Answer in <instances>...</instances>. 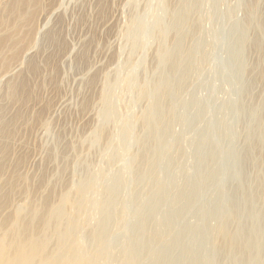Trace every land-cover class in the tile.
Segmentation results:
<instances>
[{"label": "rangeland", "instance_id": "374dc122", "mask_svg": "<svg viewBox=\"0 0 264 264\" xmlns=\"http://www.w3.org/2000/svg\"><path fill=\"white\" fill-rule=\"evenodd\" d=\"M251 1L42 0L29 48L0 73L4 172L34 194L87 189L94 226L74 236L107 264H264V0L254 17ZM18 75L27 103L7 98ZM23 200L18 187L0 215ZM221 226L256 255L221 250Z\"/></svg>", "mask_w": 264, "mask_h": 264}, {"label": "bare ground", "instance_id": "6f19581e", "mask_svg": "<svg viewBox=\"0 0 264 264\" xmlns=\"http://www.w3.org/2000/svg\"><path fill=\"white\" fill-rule=\"evenodd\" d=\"M41 1L42 0H7V1L0 0V73L2 75L3 73L5 75V73L9 71L10 67H12L13 63L18 61V55L20 54V52H22L23 50H26L25 48L30 45L29 35L31 33V28H32L31 25L33 24L32 22L34 21L35 15H37V13H39V11L42 10L41 8L43 5ZM259 1L261 0H252L251 3L248 5L249 7H248L247 14L249 17H254L258 13ZM260 34H261L260 39L264 41V31L261 32ZM59 48H61V45H59ZM38 70H39V67L37 66V63L35 64L34 61L29 62V65L27 67V71L29 73L34 74ZM23 76L24 77H22V75L21 76L18 75V77L13 78L14 80L8 82L7 98H9L10 101L14 99V102L15 101L17 102L18 100L19 102L25 101V103H27L26 101L30 100V98L34 96V93L31 91L32 88L28 87L29 83H28V80L26 79L28 76L26 75H23ZM19 98L21 100H19ZM23 98H25L24 101H23ZM101 98L102 100H105L104 95H102ZM153 108H154V105H153ZM155 108H158V106ZM19 115L20 114L17 113L12 118L13 121L18 119ZM7 130L11 132L10 126L9 127L7 126L5 128L3 127L0 130L3 136L2 138L4 140H8L6 138L10 137L8 136L10 135L9 132L8 134L6 133ZM6 151L7 150L5 147H0V156L5 157ZM14 168L15 169H13L11 172L9 171L10 174L7 172L9 174L8 175L6 174V171L4 172L3 164L1 165L0 163V181H3L4 185L7 187V190H6L7 195L3 196V198L0 199V209L2 207L1 206L2 202L4 203L5 201V198L13 194L15 190L18 189V187L21 188V193L24 197V200H23L24 203H21L20 207L19 206L17 208L14 207L16 208V210L12 212L13 214L11 213L12 215L10 214L9 217L6 216L3 218L0 215L2 217L0 218V264H107L109 263L106 260H104L107 257L106 255H103L104 251L102 252L100 248L97 250L92 249L93 251L91 250L86 251L82 249L83 244L81 245V243L83 241L82 242L79 241V240H82V238L77 240L78 237L76 238L74 236L76 235L75 232H77V230L83 231L84 227L90 228V226L92 225L94 226V223L93 224L91 223L93 220V218L91 217V213L93 212L92 206L94 204L90 206V204H88L85 200V198H87V194L84 196V194L86 193L85 191L87 189L81 190L82 192L81 191L78 192L79 190H74L76 192L75 194L73 193V196L76 195L75 197H77V199L80 201L79 202L80 204H78L79 207H76L77 204L75 206L73 205L74 201L71 200L73 199V196L72 198L70 197L69 192L67 190L68 186L66 190H62L61 192L59 191L56 197L55 195L53 196L54 191L52 187L48 193L44 191V193L41 194L37 191L38 193L36 192L37 193L36 196L38 197H35L36 193L34 194L33 192H35L39 187L36 190H34L33 185L35 184H32V182L34 183V180L33 181L31 180L33 178H30L28 177V175H25V174L23 175L20 172H17L19 170H16L17 168L16 166ZM5 175H7L8 177ZM262 178H263L262 183L264 186V177L262 176ZM42 181L43 179L41 180V182ZM43 183L45 184V181H43L42 184ZM37 186L38 185H36V187ZM86 187L87 186H84L83 188H86ZM77 192H78V195H77ZM52 197L53 198L55 197L56 199L55 198L53 199ZM52 200H55V201L52 202ZM98 206L102 207V205H97L95 207L98 208ZM103 208L101 209V211H104ZM40 210L43 211L44 215L42 218H39L36 220L35 214H37L38 211ZM1 211L0 213H2ZM23 212L25 213L28 212L31 216L29 218H25L21 216ZM80 213H84L82 215L86 214L85 215L86 217L84 216L86 218L85 221L83 217H82L83 219L79 218L78 215H81ZM77 218L82 219V221L77 220ZM25 219H27V221ZM101 220L102 219H100V221ZM107 220H110V219H105L104 221H107ZM93 222H96V220H94ZM109 223H111L112 225V222H109ZM109 227L104 226L103 229L104 228L106 229ZM117 228L118 227H116V229ZM59 229H60V234H57ZM84 229H87V228H84ZM97 231L95 230V232ZM52 232L53 233L55 232L56 233L55 236L57 235L58 237L53 238L54 239L53 242L55 241L56 244H55V247L51 250V248L53 247L52 246L53 243L51 244L49 242L51 241L50 238L53 237L51 236ZM92 232H93L92 237H94V239L97 238L95 237L96 235L94 236V231ZM217 233L219 236L220 248L226 254L229 253L233 256L247 254L246 252L250 254L251 253V252L249 253V251L251 250L250 248H253L252 251L255 253L254 249L257 246V244L254 240L252 241H254L255 243H252V242L249 243L247 240H245V238L242 235L236 232L229 231L225 226H221V228L218 230ZM106 235L108 234H105L104 237H106ZM87 236H89V234ZM92 237L90 238L93 241L94 239H92ZM101 243H102L101 240L98 239L96 243H94V246L96 244L98 247L101 245ZM48 244H51L50 248H47ZM131 251L132 250H130V252ZM259 252H260V249H259ZM254 253L253 255H256V253L255 254ZM129 254L131 253H128L127 255ZM124 255L125 254H123L122 256ZM122 256L120 257L116 256L115 258L118 257V259L119 258L121 259ZM125 258L126 260L124 261L123 264H134L135 263V262L130 263L129 259H127V257ZM233 261L237 262L235 260ZM249 261H251V259ZM248 262L244 264H250Z\"/></svg>", "mask_w": 264, "mask_h": 264}]
</instances>
